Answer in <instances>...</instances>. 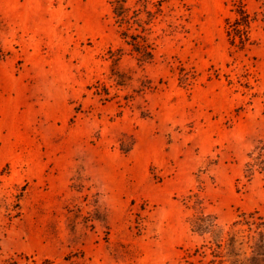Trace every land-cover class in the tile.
<instances>
[{"label":"rangeland","instance_id":"obj_1","mask_svg":"<svg viewBox=\"0 0 264 264\" xmlns=\"http://www.w3.org/2000/svg\"><path fill=\"white\" fill-rule=\"evenodd\" d=\"M114 7L0 0V264H245L264 0Z\"/></svg>","mask_w":264,"mask_h":264},{"label":"trees","instance_id":"obj_2","mask_svg":"<svg viewBox=\"0 0 264 264\" xmlns=\"http://www.w3.org/2000/svg\"><path fill=\"white\" fill-rule=\"evenodd\" d=\"M124 2L125 0H115V7L113 9L116 12L121 10L123 11L125 9ZM116 12L115 14L118 13ZM130 39H132V36H130ZM232 43L236 45L238 50H241L244 47V43L242 42H240L241 46H239L240 44H235L234 41H232ZM236 217L237 219L231 223V228L227 232L228 239L224 242V244L229 247L237 244L239 248H242L243 245H247V243L250 241L251 247L255 253L247 259L245 264H264V217L258 214V210L249 212L240 211ZM239 225L244 227L242 229L244 232H246V237H240L238 236L237 232L234 233L233 229L237 228ZM251 231H254L253 235L251 238H248V235H250ZM216 245L221 247L222 241H217Z\"/></svg>","mask_w":264,"mask_h":264}]
</instances>
